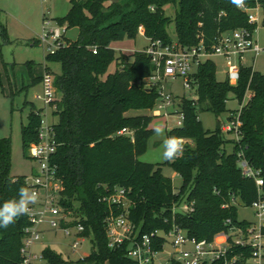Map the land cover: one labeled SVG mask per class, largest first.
<instances>
[{"label": "trees", "instance_id": "16d2710c", "mask_svg": "<svg viewBox=\"0 0 264 264\" xmlns=\"http://www.w3.org/2000/svg\"><path fill=\"white\" fill-rule=\"evenodd\" d=\"M169 4L177 7L174 17L165 12ZM258 4L264 10V0H244L247 8ZM58 21L66 30L77 28L78 37L70 40L65 35L63 45L45 57L47 71H51L49 63L61 66V72L54 74L58 97L52 110L57 118L53 160L65 185L62 204L85 225L84 235L95 250L68 261L46 248L45 260L49 264H135L128 256V242L118 248L109 246L106 217L110 209L101 198L118 188L128 191L129 218L140 234L169 230L176 223L189 236L211 241L234 225L245 227L247 222L238 218V206L231 199L237 196L248 207L258 197L255 180L244 176L239 166V152L264 175V73L242 65L233 85L228 79L218 81L216 63L207 59L190 77L197 98L181 97L178 106L184 114L183 124L168 132L170 137L192 139L194 145H185L176 158L163 164L144 162L140 157L156 133L150 127L155 116L128 113L154 108L160 94L148 88L147 79L155 67L145 49L117 56L112 42L121 37L135 39L144 29L149 41L171 43L168 27L174 21L182 46L192 47L201 40L210 46L224 32L254 28L248 12L231 0H71L68 13ZM0 29L7 36L5 25ZM39 42L35 39L32 44ZM113 62L116 69L109 72ZM30 70L32 85L41 83L42 76L35 77ZM231 95L240 109H228ZM25 105L31 106L28 124L22 129L23 147L28 149L38 141L41 117L32 102ZM199 111H210L219 120L224 114L233 118L239 113V142L225 137L221 120L214 130L206 129ZM124 128L131 134L121 133ZM230 142L232 152L226 148ZM163 165L182 177L178 192L173 179L163 174ZM11 167V140L0 138V205L18 199L21 187L28 188L26 175H12ZM30 224L23 215L0 228V264H23L21 248ZM159 237L157 250L165 241Z\"/></svg>", "mask_w": 264, "mask_h": 264}, {"label": "built area", "instance_id": "2783aa9c", "mask_svg": "<svg viewBox=\"0 0 264 264\" xmlns=\"http://www.w3.org/2000/svg\"><path fill=\"white\" fill-rule=\"evenodd\" d=\"M240 8L248 12L249 22L256 26L224 32L210 46H206L203 40L192 47L182 46L178 40L168 44L161 40L150 41L145 52L151 57L155 68L152 76L147 79V85L150 89L156 88L160 94L154 106L156 116L166 115L170 105L179 103L172 95H164L161 82L165 78L182 77L185 80V87L193 88L191 75L207 59L219 55L227 62V79L230 83L232 81L237 83L244 55L250 52L255 58L264 52L263 8L259 4L255 8H247L243 4ZM260 13L263 17L262 27L259 26ZM46 25H49V21ZM66 31V25H63L45 32L39 40L47 43L51 37L49 49L50 53H55L65 42ZM54 80V74L46 70L40 83L43 86V94L36 95L43 104V107L34 110L35 114L41 117V124L38 141L31 143L28 152L30 158L38 161L39 169L29 178L26 176V183L29 189L38 194V200L35 204L29 205L30 211L26 214L31 224L25 229L24 245L21 248L23 264H39L45 260L43 252L38 254L34 250V244L40 238L43 225L50 230H62L67 235L73 236L74 250H77L88 238L84 235L85 225L62 204L65 185L53 160L57 150L54 122L48 121L45 113L47 108L53 110L54 102L58 97ZM180 114L182 120L178 122V127L182 126L184 119V114ZM240 126L241 121L237 113L230 118V122H227L223 130L234 133L236 141L239 142ZM121 133L131 134L126 128L121 130ZM177 140L180 143V139ZM238 156L243 175L254 179L258 187L257 199L248 206L254 211V219L246 220L245 227L234 225L229 232L222 231L211 241L198 240L189 236L176 223H173L169 230H155L140 234V229L129 218L132 202L128 191L125 188H118L101 198L110 209L106 217L109 246L118 248L128 242V256L134 260L135 264H162L158 260V254L168 241L173 247L169 264H264V175L260 169L254 168L243 151L239 152ZM231 201L237 206L241 203L237 196L232 197ZM227 223L231 224L232 220L228 219ZM159 236L165 240L161 250L155 248V240L159 239Z\"/></svg>", "mask_w": 264, "mask_h": 264}, {"label": "rangeland", "instance_id": "374dc122", "mask_svg": "<svg viewBox=\"0 0 264 264\" xmlns=\"http://www.w3.org/2000/svg\"><path fill=\"white\" fill-rule=\"evenodd\" d=\"M71 6V0H0V25H5L7 36L1 33L0 29V68L3 79V87H0V138H9L12 148V175H26L28 178L38 171L39 163L29 156L28 149L23 147L22 129L29 121L31 111L30 105H25L26 101L32 102L34 110L43 107L40 100L36 98L37 94H43V86L40 83L32 85L31 70L35 77L42 76L46 73L45 57L50 53V43L52 38L49 37L47 43L39 42L33 45L36 39H41L45 32L63 26L59 23L58 18L65 16ZM176 8L174 5H166L165 12L167 15L174 17ZM259 26L262 27V13L259 14ZM49 21V25L46 23ZM135 39L121 37L112 42V47L116 50V55L121 53H132L142 51L150 44L149 39L141 33ZM168 31L173 39L177 40L175 22L173 21ZM263 31V30H262ZM66 37L70 40H76L78 29L70 28L66 31ZM211 59L216 63V77L218 81L227 79V62L225 58L214 55ZM30 63V64H29ZM241 63L246 67H253L254 70L264 73V52L254 58V54L246 53ZM52 74L61 72V66L58 63H49ZM116 69V63L113 62L109 67V72ZM185 80L182 77L165 78L161 82L164 95L170 94L176 98L177 103L181 97L188 99L197 98L196 88L185 87ZM233 85L236 83L232 81ZM251 93L248 94L250 97ZM227 102L230 110L241 108L239 101L233 96ZM153 109L131 110L129 116L153 115L152 128L163 127V135H155L149 140L148 149L140 159L144 162L163 164L168 159L163 158L164 143L170 138L168 132L178 127V122L182 120L179 113L178 104L170 105L166 115L156 116ZM47 119L55 122L57 118L53 115L52 109L47 108L45 111ZM227 114H224L220 120L223 126L227 124ZM199 118L204 127L214 130L219 123L216 115L210 111H199ZM219 120V121H218ZM227 139H235V134L225 132ZM181 145H194V141L188 138H179ZM228 152H232L233 144L230 142L226 146ZM163 174L173 179L175 191L178 192L182 186V177L175 172L170 166H162ZM238 218L240 220H253L254 211L252 208L238 204ZM75 238L67 235L62 230H50L46 225L42 226L40 238L34 244V250L41 254L44 249L51 248L61 254L65 260L77 261L95 250L90 238L74 250L72 244ZM173 247L168 241L164 249L159 252L158 260L162 264H169L170 253ZM39 264H49L46 260Z\"/></svg>", "mask_w": 264, "mask_h": 264}, {"label": "clouds", "instance_id": "9594fccd", "mask_svg": "<svg viewBox=\"0 0 264 264\" xmlns=\"http://www.w3.org/2000/svg\"><path fill=\"white\" fill-rule=\"evenodd\" d=\"M231 3L237 7L244 4V0H231ZM154 131L158 135H163V127H156ZM183 150V146L176 138L170 137L164 143L163 158L174 159ZM38 200V194L29 188L21 187L18 191V199H10L0 205V228H7L14 224L20 216L26 215L29 211V205L35 204Z\"/></svg>", "mask_w": 264, "mask_h": 264}, {"label": "crops", "instance_id": "0c3cea01", "mask_svg": "<svg viewBox=\"0 0 264 264\" xmlns=\"http://www.w3.org/2000/svg\"><path fill=\"white\" fill-rule=\"evenodd\" d=\"M141 33L142 34H144V32L143 31H141ZM133 53V52H132ZM132 53H125V54H132ZM46 66V65H45ZM227 118H229V117H227ZM152 126V123H151V125H150V127ZM152 128V127H151Z\"/></svg>", "mask_w": 264, "mask_h": 264}, {"label": "water", "instance_id": "95a60500", "mask_svg": "<svg viewBox=\"0 0 264 264\" xmlns=\"http://www.w3.org/2000/svg\"><path fill=\"white\" fill-rule=\"evenodd\" d=\"M114 1H118V0H114ZM227 122H230V118H227Z\"/></svg>", "mask_w": 264, "mask_h": 264}]
</instances>
